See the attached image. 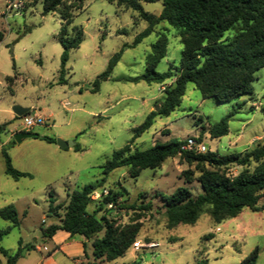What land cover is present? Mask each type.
Segmentation results:
<instances>
[{
  "label": "rangeland",
  "instance_id": "obj_1",
  "mask_svg": "<svg viewBox=\"0 0 264 264\" xmlns=\"http://www.w3.org/2000/svg\"><path fill=\"white\" fill-rule=\"evenodd\" d=\"M6 1L17 3V9L7 12ZM67 5L69 9L75 6L74 0H68ZM141 7L154 16L161 11L158 1L142 3ZM72 13L73 22L69 25L58 12L42 15L41 0H0V125H4L0 134V209L12 205L20 220L19 228L0 240V247L9 255L17 250L19 241L40 243L41 229L58 222L59 218L49 214L51 197L54 205L62 206L57 210L61 217L69 195L97 183L102 177L100 167L127 144L132 151H145L155 143L195 137L203 141L209 152L223 156L243 154L264 141V117L259 112L264 107V67L254 73V95L238 100L244 104L228 120L225 136L213 139L208 129L231 111L234 102L203 100L189 83L180 105L167 116L157 115L151 127L132 141L133 130L151 111L158 110L165 89L175 79L162 84L122 79L145 73L146 57L157 42H166V56L155 71L161 74L178 67L182 51L179 33L166 22L156 25L138 45L123 51L110 79L100 82L99 90L93 93L92 83L106 69L110 57L122 45H131L147 23L140 20L137 12L114 0H83L82 9ZM72 26L82 28L83 39L79 48L69 53L63 76L66 83L59 84L62 49L56 36L60 28L70 31ZM25 30L28 31L24 33ZM230 35L228 32L225 37ZM13 76V83L5 80ZM31 105L50 118L29 132L71 141L81 151L60 149L37 138L15 143L12 135L21 131L22 119L13 115L12 108ZM1 148L6 149L14 169L31 177L15 180L5 175ZM253 167L252 163L250 169ZM241 171L242 167L236 165L226 169L231 176ZM199 175L195 164L186 163L179 155L165 159L159 168L142 170L134 179L126 167L109 173L103 186L92 194L88 211L94 210L98 219L104 217L119 229H135V242L141 244L138 249L132 245L114 261L102 262L195 264L206 259L207 264H240L257 249L255 264H264V212L244 209L236 218L219 225H214L204 212L194 225L167 228L164 200L180 187L187 188L192 197L200 194L202 189L196 182ZM108 192L121 194L116 206L101 205ZM258 205H264V197ZM144 206L148 208L143 209ZM8 226L0 219V230ZM102 235L103 231L90 240ZM97 262L89 249V258L83 264Z\"/></svg>",
  "mask_w": 264,
  "mask_h": 264
},
{
  "label": "trees",
  "instance_id": "obj_2",
  "mask_svg": "<svg viewBox=\"0 0 264 264\" xmlns=\"http://www.w3.org/2000/svg\"><path fill=\"white\" fill-rule=\"evenodd\" d=\"M67 1L41 0L42 15L58 12L62 21L72 24L74 16L72 12L82 9L83 0H74L75 6H69L70 9ZM114 1L119 6L137 12L140 20L147 23V27L136 35L131 45H122L120 50L110 57L106 69L95 78L90 91L97 92L100 82L110 79L112 70L125 49L135 47L153 32L156 25L166 22L181 38L179 66L169 68L161 74L155 71L157 64L166 56V42H157L151 46V52L146 57L145 73L135 78L122 79L126 82L142 81L146 84H162L170 78L175 79L173 84L165 89L158 110L151 111L144 122L133 130L132 141L151 127L157 115L167 116L180 105L186 85L189 83L195 86L203 100L213 99L217 103L234 102L231 111L208 129V134L213 139L225 136L228 132V120L239 113L244 104V101L238 100L243 96L250 99L254 95L252 89L254 73L264 67V0ZM156 1L161 4L158 16L142 10V3ZM228 32L231 35L225 37ZM1 38L0 36V41ZM82 39L81 27L72 26L70 31H66L65 27L60 28L56 36L62 49L59 84L66 83L63 76L66 74L65 65L69 53L79 48ZM15 78L6 77L5 80L13 83ZM259 112L264 117V107H261ZM3 130L4 125H0V134ZM35 138L55 144V139L46 136L36 135ZM182 143L181 140L155 143L145 151H132L130 144H127L113 152L100 167L101 179L95 184L85 185L82 189L73 191L61 217L57 216V210L62 206L54 205L52 197L49 199V214L59 219L57 223L47 228L43 227L42 236L50 238L55 231L63 230L71 236H80L87 241L103 231V235L91 243L92 257L98 261L96 264H104L103 260L110 262L124 256L135 242L136 230L131 227L119 229L104 217L98 219L94 210L89 212L92 194L103 186L108 174L115 169L126 167L129 176L134 179L142 170L159 168L165 159L175 155H179L188 164L194 163L198 168L200 175L196 182L202 192L192 197L187 188L180 187L164 200L168 229L178 225H194L204 212L214 225L236 218L244 209L264 212V205H258L259 199L264 197V141L255 144L251 150L243 154L223 156L209 151L205 154L181 152ZM72 149L75 152L81 151L78 145H74ZM1 156L5 175L15 180L31 177L30 174L13 168L6 149L1 148ZM252 163L254 167L250 169ZM230 165L242 167L241 173L237 176L228 175L226 169ZM205 166L210 169L206 170ZM120 196V193L108 192L101 200V205L116 206L117 198ZM147 208L148 206H144L143 209ZM0 219L9 223L6 229L0 230V240L12 229L20 226V220L12 205L0 209ZM31 249L32 245L22 247L19 241L17 250L9 255L0 247V264H16L23 253ZM256 258L257 249H254L240 261V264H255ZM195 264H207V260H198Z\"/></svg>",
  "mask_w": 264,
  "mask_h": 264
},
{
  "label": "crops",
  "instance_id": "obj_3",
  "mask_svg": "<svg viewBox=\"0 0 264 264\" xmlns=\"http://www.w3.org/2000/svg\"><path fill=\"white\" fill-rule=\"evenodd\" d=\"M29 109L30 113L42 116V109L33 105ZM42 117L49 121L50 115ZM91 243L92 240L84 241L80 236L57 230L50 238L42 236L40 243H21L22 247L32 245L33 249L25 251L16 264H83L89 258V249L92 256ZM2 261L4 263V259Z\"/></svg>",
  "mask_w": 264,
  "mask_h": 264
},
{
  "label": "built area",
  "instance_id": "obj_4",
  "mask_svg": "<svg viewBox=\"0 0 264 264\" xmlns=\"http://www.w3.org/2000/svg\"><path fill=\"white\" fill-rule=\"evenodd\" d=\"M18 4L17 3H11V2H5V9L6 11H10L12 9H17ZM22 128L21 131H30L35 126H41L45 125L47 120L43 118L42 116L34 113H29L22 118ZM183 143L180 146L181 152H188V153H194V154H205L208 152V149L206 148L203 141H200L198 138L195 137H187L184 140H182ZM140 242H135L133 244L134 248L138 249L140 247Z\"/></svg>",
  "mask_w": 264,
  "mask_h": 264
},
{
  "label": "water",
  "instance_id": "obj_5",
  "mask_svg": "<svg viewBox=\"0 0 264 264\" xmlns=\"http://www.w3.org/2000/svg\"><path fill=\"white\" fill-rule=\"evenodd\" d=\"M12 113H13V115L15 117L22 118L23 116H25V115L30 113V109L29 108H21L19 106H14L12 108ZM36 135L37 134L31 133V132H28V131H19V132L14 133L12 135V138H13L15 143H20L24 139L35 138ZM55 144L57 145V147H59L61 149L73 148L74 145H75L71 141H63L61 139H56L55 140Z\"/></svg>",
  "mask_w": 264,
  "mask_h": 264
}]
</instances>
